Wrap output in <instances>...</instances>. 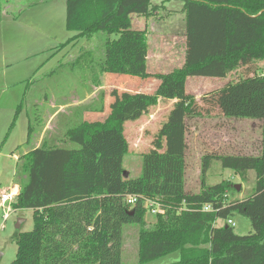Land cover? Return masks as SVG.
<instances>
[{"label": "trees", "instance_id": "16d2710c", "mask_svg": "<svg viewBox=\"0 0 264 264\" xmlns=\"http://www.w3.org/2000/svg\"><path fill=\"white\" fill-rule=\"evenodd\" d=\"M179 1L184 59L179 68L157 75L161 87L194 77L225 79L240 66L261 62L259 75L207 97V103L226 119L261 122L259 154L203 156L200 189L186 191V123L200 112L191 96L182 95L157 133L154 143L163 139V145L142 154L140 176L128 178L123 167L128 147L125 123L145 116L157 105L158 95L113 90L107 114L102 96L99 107L88 112L93 120L97 116L100 120H83L65 132L74 148L42 146L22 157L26 181L14 208L32 210L33 228L15 234L17 251L11 264H125L121 261L124 225L138 226L136 264L173 251L180 252L173 264H264V0ZM64 3L65 30L71 34L64 44L103 33L101 75L151 78L146 33L130 25L132 15H154L151 0ZM215 163L242 179L253 171L252 193L229 200L234 184L207 183ZM128 197H136V202L128 205ZM145 200L157 202L163 211L148 229L143 221L148 212ZM234 213L249 221L248 235L239 236L227 225ZM217 221L224 225L217 226Z\"/></svg>", "mask_w": 264, "mask_h": 264}, {"label": "rangeland", "instance_id": "374dc122", "mask_svg": "<svg viewBox=\"0 0 264 264\" xmlns=\"http://www.w3.org/2000/svg\"><path fill=\"white\" fill-rule=\"evenodd\" d=\"M151 5L155 6L153 16H130L132 30H144L148 44L147 72L151 78L139 80L129 76L101 75L103 33L64 44L71 37L65 30L64 0H0V176L3 178L6 173V181H10L12 163L8 158L15 148L18 162L13 185L18 194L26 181V173L21 172L22 157L36 147L74 148L65 138V132L83 120H100L99 116L93 120L88 112L99 107L102 96L107 114L108 105L113 101L109 94L113 90L160 97L145 116L125 123L124 140L128 147L123 167L128 178L140 176L142 154L158 151V145H163V139L159 144L154 143L157 133L182 95L191 96L198 103L200 112L198 117L190 118L186 123V191L196 193L200 189L203 156L259 154L261 122L226 119L207 100L228 84L259 75L262 63L240 66L225 79L194 77L161 87L157 75H167L183 63V3L151 0ZM55 111L59 112L51 120L52 130L41 138L40 132L47 122L41 118ZM27 118L28 135L24 138L19 131L26 126ZM224 180L240 186L239 191L228 192V199L242 200L253 191L255 173L247 172L242 179L230 170L222 171L215 163L208 173L207 183ZM7 186L8 183L1 184L0 195ZM14 191V199L4 209L0 208V264H11L15 259V234L33 228L32 210L14 208L18 195ZM6 206L11 211L7 220L3 218ZM230 219L235 224V234L245 236L251 232L250 223L244 216L234 213ZM143 221L148 229L155 223V217L147 212ZM216 225L222 227L224 222L217 221ZM137 233L138 226L122 227L121 261L125 264L137 263ZM179 259L180 252L173 251L145 264H173Z\"/></svg>", "mask_w": 264, "mask_h": 264}, {"label": "crops", "instance_id": "0c3cea01", "mask_svg": "<svg viewBox=\"0 0 264 264\" xmlns=\"http://www.w3.org/2000/svg\"><path fill=\"white\" fill-rule=\"evenodd\" d=\"M147 63H148V59H147ZM148 70V69H147ZM160 97H158V99H159ZM54 108V107H53ZM58 112L59 111H55L54 113H52V114H49V115H44L41 119H44V120H46L47 122L45 123V125H44V127H42V130H41V132H40V135H41V138H42V136L48 131V130H52V124H51V120L55 117V116H57V114H58ZM28 128H29V121H28V118H27V120H26V126H24L23 125V127H21V131H19L20 133H22V135H24L25 137L24 138H26V136L28 135ZM44 137V136H43ZM21 139V138H20ZM22 141H24V139L22 140ZM20 142H21V140H20ZM36 148H38V147H36ZM15 149V148H14ZM12 150L11 151V157H9L8 158V160H10V162L12 163L11 164V167H12V169L10 170L11 171V178H10V181L8 182V181H6V179H7V174L5 173V176L2 178L1 176H0V186H1V184H3V183H8V188H5V189H3V191H5V192H8V190H10V192H13L14 191V189H16V187H14V181L16 180V165H17V162H18V160H17V158H16V155H15V150ZM8 189V190H7ZM13 189V190H12ZM17 191V192H16ZM16 191H14V193H16V194H18V189H16ZM8 206H6V208H7ZM10 208V207H9Z\"/></svg>", "mask_w": 264, "mask_h": 264}, {"label": "built area", "instance_id": "2783aa9c", "mask_svg": "<svg viewBox=\"0 0 264 264\" xmlns=\"http://www.w3.org/2000/svg\"><path fill=\"white\" fill-rule=\"evenodd\" d=\"M13 199H14V195L12 194V192H3L0 195V208L4 209L5 205L7 203L11 202ZM135 202H136V197H128V199H127L128 205H133ZM144 207L147 209L148 213H150L153 216L163 212L162 206L160 204H158L157 202H154V201L145 200ZM204 210H209V207L204 208ZM10 213H11L10 208L7 207L3 218L7 220ZM227 225L231 226V227L235 226V224L232 220H228Z\"/></svg>", "mask_w": 264, "mask_h": 264}, {"label": "water", "instance_id": "95a60500", "mask_svg": "<svg viewBox=\"0 0 264 264\" xmlns=\"http://www.w3.org/2000/svg\"><path fill=\"white\" fill-rule=\"evenodd\" d=\"M126 175V174H125ZM235 190L236 191H239L240 190V186L239 185H235ZM131 214H132V212H131ZM19 224H20V222L19 223H17V227L19 228Z\"/></svg>", "mask_w": 264, "mask_h": 264}]
</instances>
